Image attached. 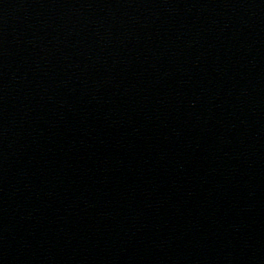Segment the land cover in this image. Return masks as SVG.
Wrapping results in <instances>:
<instances>
[{
  "label": "water",
  "instance_id": "obj_1",
  "mask_svg": "<svg viewBox=\"0 0 264 264\" xmlns=\"http://www.w3.org/2000/svg\"><path fill=\"white\" fill-rule=\"evenodd\" d=\"M0 264H264V0H0Z\"/></svg>",
  "mask_w": 264,
  "mask_h": 264
}]
</instances>
